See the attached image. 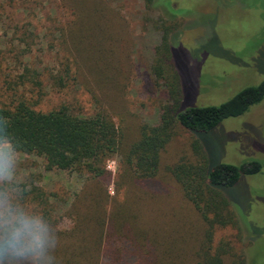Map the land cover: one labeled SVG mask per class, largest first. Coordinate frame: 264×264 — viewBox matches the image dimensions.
Returning <instances> with one entry per match:
<instances>
[{"label":"rangeland","instance_id":"1","mask_svg":"<svg viewBox=\"0 0 264 264\" xmlns=\"http://www.w3.org/2000/svg\"><path fill=\"white\" fill-rule=\"evenodd\" d=\"M91 2L96 6L93 14L99 18L103 13V19L97 20L99 27L82 42L79 36L76 40L82 50L96 47L101 55L95 53L89 60L81 56L84 61L79 70L75 65L78 57L65 52L71 48L68 34L65 39L60 37L63 26L76 18L75 0L3 3L0 105L13 98L7 82H15L23 73L27 59L42 73L44 85L61 63L70 60L76 78L72 76L60 91L48 86L42 109L68 103L86 114L108 111L122 131L123 153L138 139L142 126L161 123L163 107L169 103V87L153 71L165 34L170 62L181 84L180 112L190 107L220 106L242 89L264 80V0H152L149 7L144 0ZM102 6L107 8V16ZM99 21L107 26L101 27ZM104 48L109 50L106 60ZM95 62L102 69L100 74ZM106 62L110 66L107 72ZM195 139L207 154L209 169L218 163L257 161L261 165L259 173L243 175L233 188L222 190L231 202L236 226L215 230L211 252L223 242L230 249L222 256L223 264H230L233 254L242 255L245 264H264V99L208 133H191L175 126L153 179L139 181L131 174L128 178L121 153L105 162L111 174L107 180L89 181L83 173L49 171L44 157L20 152L18 174L22 185L37 187L49 198L51 221H57L58 230L69 231L73 221L79 220L78 214L91 218L97 208L96 197L101 194L97 216L104 221H136L138 228L153 229L163 245L173 239L182 246L185 238L196 248L205 231L202 219L168 172L185 161L202 162L192 150ZM68 238H63V243Z\"/></svg>","mask_w":264,"mask_h":264},{"label":"trees","instance_id":"2","mask_svg":"<svg viewBox=\"0 0 264 264\" xmlns=\"http://www.w3.org/2000/svg\"><path fill=\"white\" fill-rule=\"evenodd\" d=\"M21 1L27 3L32 0ZM144 1L148 7L152 3V0ZM12 2L14 0H0V13L6 9L3 3ZM93 4L91 0H75L73 15L76 18L60 30L61 38L65 39L68 34L70 49L74 50L72 53L68 48L65 52L78 57V64L75 60L77 70L84 61L81 56L89 60L95 53H99L96 47L91 46L82 50L76 40L79 36L82 42L95 26L99 27L97 20L103 19L102 12L99 18L93 14L96 10ZM102 9L107 16V8L102 6ZM100 26L105 28L107 25L100 23ZM104 50L102 56L106 60L109 50ZM22 58L25 60L26 57L23 55ZM170 58L168 37L165 34L157 50L153 71L157 79L164 80L169 87V103L163 107L161 123L156 127L142 126L138 139L127 152L121 153L123 134L108 111L96 110L86 114L68 103H61L48 110L42 109L41 102L48 86L60 91L67 87L72 76L76 78L77 71L73 72L68 64L70 60L61 63L60 69L50 74L44 85L42 73L27 63V59L23 73L18 75L15 82L5 81L9 84L7 90L14 93L13 98L10 97L0 105V117L7 121V132L16 142L18 152L44 157L49 171L83 173L89 181L107 180L111 174L105 162L111 156L121 153L129 169L124 171L128 173V178L131 174L133 179L139 181L153 179L158 172L160 154L172 138L175 126L191 133H208L224 120L244 115L264 99L262 80L258 85L242 89L220 106L190 107L180 112L183 99L181 84ZM95 68L97 74H100L102 69L96 62ZM107 69L110 66L106 62L104 71L107 72ZM93 78L99 80L97 76ZM192 150L202 162L195 164L185 161L168 168V172L202 219L205 231L203 240L195 245L196 248L188 245L185 238L181 239L185 244L182 246H178L173 239H168V245H163L153 229L138 228L136 221H104L101 216H97L100 214L97 210L101 207V194L96 197L97 208L91 218L86 213L78 214L79 220L73 221L69 231L58 230L57 221H51L49 198L37 187L22 185L26 188L25 202L35 206V210L48 219L56 230L58 243L53 253L55 264H223L222 256L230 249L227 244L220 242L212 254L214 232L225 227L234 228L236 221L230 208L231 202L222 190L233 188L243 175L259 173L261 165L257 161L241 165L218 163L209 169L207 154L197 139L192 143ZM122 217L125 218L123 213ZM65 237H69V240L63 243ZM192 249L193 253L188 255ZM180 251H184V254L178 253ZM230 264H245V260L242 255L233 254Z\"/></svg>","mask_w":264,"mask_h":264},{"label":"clouds","instance_id":"3","mask_svg":"<svg viewBox=\"0 0 264 264\" xmlns=\"http://www.w3.org/2000/svg\"><path fill=\"white\" fill-rule=\"evenodd\" d=\"M18 166L17 144L0 117V264H55L56 230L25 202Z\"/></svg>","mask_w":264,"mask_h":264},{"label":"flooded vegetation","instance_id":"4","mask_svg":"<svg viewBox=\"0 0 264 264\" xmlns=\"http://www.w3.org/2000/svg\"><path fill=\"white\" fill-rule=\"evenodd\" d=\"M256 105H257V104H256ZM247 112H248V111H247ZM247 112H246V113H247Z\"/></svg>","mask_w":264,"mask_h":264}]
</instances>
